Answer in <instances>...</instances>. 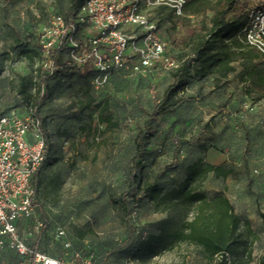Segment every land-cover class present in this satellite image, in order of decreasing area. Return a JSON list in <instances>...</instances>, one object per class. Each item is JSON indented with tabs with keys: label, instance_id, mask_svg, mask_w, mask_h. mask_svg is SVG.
I'll list each match as a JSON object with an SVG mask.
<instances>
[{
	"label": "rangeland",
	"instance_id": "374dc122",
	"mask_svg": "<svg viewBox=\"0 0 264 264\" xmlns=\"http://www.w3.org/2000/svg\"><path fill=\"white\" fill-rule=\"evenodd\" d=\"M69 0H21L2 8L0 0V117L15 113L27 116L24 93L32 91L41 61L35 34L53 13H64ZM193 19L191 25H196ZM161 35L169 40L175 59L190 53V47L176 42L185 30L173 32L166 23ZM161 78L162 84L158 83ZM53 83L54 94L40 112L49 132L50 157L43 170V180L36 196L43 212L39 220L47 224L38 250L64 262L92 257L94 264H259L264 248V100L252 105L254 110L242 119L234 114L248 101L237 95L235 110L230 106L220 116L222 96L211 92V82H189L177 94L185 103L159 126V138L147 153L144 184L157 183L163 193L179 189L187 167L202 158L206 163L231 170L226 178L209 174L196 177L187 187L209 198L223 193L241 221H248L252 233L243 223L232 251L208 261L200 246L184 241L170 242L168 234L190 221L196 204L145 200L132 214L134 235L124 246L127 226L121 207L114 201L126 190L130 166V146L137 125L146 118L155 101L160 100L169 73L156 79H133L121 86L95 89L91 77L79 79L69 75ZM71 83L72 93L65 85ZM229 89L223 90V101ZM194 97V102L188 99ZM107 108L105 109V107ZM88 107V108H86ZM249 126L251 128H249ZM263 127V133L259 128ZM206 133L204 135L201 132ZM185 162L175 172L157 176L171 163L175 143L190 142ZM204 146V149L200 146ZM243 164H246V169ZM31 220H25L20 234L29 246L39 233H30ZM62 227L65 238H55ZM69 246L65 247L64 244ZM153 246L155 251H144ZM16 254L0 252V264H18Z\"/></svg>",
	"mask_w": 264,
	"mask_h": 264
},
{
	"label": "trees",
	"instance_id": "16d2710c",
	"mask_svg": "<svg viewBox=\"0 0 264 264\" xmlns=\"http://www.w3.org/2000/svg\"><path fill=\"white\" fill-rule=\"evenodd\" d=\"M19 1L21 0H2V8L6 10L10 5ZM84 2L85 0H69L64 13L53 14L62 16L68 24L75 23L82 12ZM183 11V17H176L173 10L166 6H157L149 11V20L155 22L159 30L166 23L175 33H180L182 29L185 30L186 35L179 38L178 42L175 38L174 44L182 43L190 47V53L175 59L171 49L168 50L169 56L177 62L176 68L166 70L161 66H154L144 75L132 74L129 70L116 71L109 76L106 84L101 87L106 88L114 84L121 86L128 80H151L152 78L156 79L161 73L170 74V80L166 83L160 100L153 103L151 110L145 113V120L137 125V131L130 146L127 188L119 194L114 202L121 207L127 226V238L123 242V246L132 239L135 232L132 214L139 209L145 200L152 201L154 205H157L159 200L168 203L177 199L181 202L196 204L197 210L194 217L190 221L182 223L181 228L169 233L168 239L170 242L184 241L200 246L206 259L213 261L216 256L221 255L224 258L232 251L241 223H243L247 233L251 234L252 230L248 221H241L223 193H217L209 198L202 192L189 191L187 187L196 177L205 178L213 173L215 176L226 178L231 170L206 163L202 158H199L187 167L181 188L163 193L162 188L156 182L144 184V159L147 153L151 151L153 141L159 138L160 123L166 117L175 114L185 103L183 98H177V94L189 82H211V92L222 96V101L218 107L222 119L226 118V116L223 117V113L229 106L235 110L234 104L239 94L248 101H243L239 105L238 112L234 115L242 119L246 114L252 112L254 110L252 105L264 100V56L248 47L241 33L246 24L248 11L246 0H186ZM51 15L48 16L47 21L34 37L38 45L41 64L31 82L32 91L26 92L25 86H22L21 90V93H24V103L28 106L29 112L39 121L40 132L45 143L44 160L32 178L35 198L42 185L43 170L50 157L49 132L45 122L40 120V112L54 94L53 83L60 78L66 81L67 76L71 74L83 80L90 77L93 80L96 75L90 62L76 64L72 61L70 58L72 47L68 45L66 38L62 39L50 52L49 59L53 64V71L49 73L44 69L45 57L38 42V33L47 24ZM193 19L196 20V25H191ZM84 34V28H81L76 37L79 40H85ZM165 40L169 43V40ZM163 82L161 78L158 79L159 84ZM71 83L68 82V85H65L70 93H72ZM226 89L229 91L223 101V90L226 91ZM188 99H192L189 102H194V97ZM245 106H249V108L244 109ZM263 123L264 120L262 119L260 124L263 126ZM249 128L251 127L249 126ZM205 133L206 131L201 132L202 135ZM259 133H263V127L259 128ZM198 139L199 135L190 142L183 139L178 140L173 148L171 163L164 167L157 179L165 173L175 172L180 164L185 162L186 148L196 144ZM200 147L204 149L203 145ZM243 166L246 169V164ZM38 214L43 216L40 208H38ZM260 217L264 224V211ZM46 227L47 224L43 223L37 240L31 246L34 250H38ZM144 251L153 253L155 248L147 245L144 247ZM259 264H264V248Z\"/></svg>",
	"mask_w": 264,
	"mask_h": 264
},
{
	"label": "built area",
	"instance_id": "2783aa9c",
	"mask_svg": "<svg viewBox=\"0 0 264 264\" xmlns=\"http://www.w3.org/2000/svg\"><path fill=\"white\" fill-rule=\"evenodd\" d=\"M185 1L85 0L75 23L69 24L62 16L52 14L38 33L45 57L43 67L49 73L53 71L50 52L66 38L72 47V61L90 62L94 68L95 89L106 84L116 71L144 75L154 66L176 68L177 62L168 54L169 43L161 36L157 24L149 20V11L166 6L176 17H183ZM246 2V24L241 33L245 44L264 56V0ZM81 28L85 40L76 37ZM44 150L39 121L30 112L25 117L15 113L0 117V252L16 254L18 264H94L92 257L81 259L80 252L69 263L51 257L34 250L20 234L25 220L32 221L28 235L39 233L43 226L38 218L32 178L44 160ZM65 235L62 227L55 229L56 239L62 240Z\"/></svg>",
	"mask_w": 264,
	"mask_h": 264
},
{
	"label": "crops",
	"instance_id": "0c3cea01",
	"mask_svg": "<svg viewBox=\"0 0 264 264\" xmlns=\"http://www.w3.org/2000/svg\"><path fill=\"white\" fill-rule=\"evenodd\" d=\"M18 258V257H17ZM18 260H19V258H18Z\"/></svg>",
	"mask_w": 264,
	"mask_h": 264
}]
</instances>
